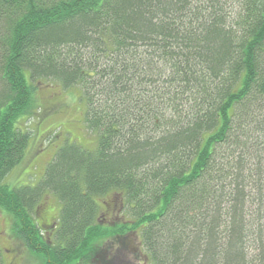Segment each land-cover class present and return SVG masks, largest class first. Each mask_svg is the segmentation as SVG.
<instances>
[{"label":"trees","instance_id":"obj_1","mask_svg":"<svg viewBox=\"0 0 264 264\" xmlns=\"http://www.w3.org/2000/svg\"><path fill=\"white\" fill-rule=\"evenodd\" d=\"M48 81L78 89L95 147L65 141L16 188ZM0 212L44 264H104L127 233L145 264H264V0H0Z\"/></svg>","mask_w":264,"mask_h":264},{"label":"rangeland","instance_id":"obj_2","mask_svg":"<svg viewBox=\"0 0 264 264\" xmlns=\"http://www.w3.org/2000/svg\"><path fill=\"white\" fill-rule=\"evenodd\" d=\"M37 109L29 117L20 120L19 127L24 133H28L29 139L24 155L19 164L7 175L5 183L17 187L36 186L44 176L46 164L50 163L57 147L65 141L69 144L75 143L86 149H93L96 143L95 134L84 125V108L80 102V92L76 88L63 89L60 84L52 81L37 85L36 89ZM93 147V148H92ZM100 205L98 221L106 218L104 203L113 202L118 208L119 198L114 193H108L103 198H96ZM108 204V205H109ZM61 210L58 199L49 192H44L39 200L37 212L43 216L47 223H57ZM116 211L113 208V215ZM101 213H103L101 215ZM105 215V216H104ZM113 215L111 216L113 218ZM41 220V219H40ZM102 224V223H101ZM126 235H128L126 237ZM12 231L10 220L0 212V260L1 264H44L40 257L30 252ZM17 237V236H16ZM112 237V236H111ZM107 238L99 244L97 249L101 262L107 264L110 254L109 245L112 243L118 247L119 241L125 240L128 249L117 252L123 264L133 260L130 248L140 251L138 263L145 264L141 241L139 237L130 233L119 238ZM111 240V241H110ZM109 241V242H108ZM114 253V254H115ZM113 254V252H112ZM97 259V258H96Z\"/></svg>","mask_w":264,"mask_h":264},{"label":"flooded vegetation","instance_id":"obj_3","mask_svg":"<svg viewBox=\"0 0 264 264\" xmlns=\"http://www.w3.org/2000/svg\"><path fill=\"white\" fill-rule=\"evenodd\" d=\"M113 208H114L113 202H110L108 209L105 210V215L108 216L107 223L110 222V221H112V217L111 216L113 215ZM105 221H106V218H105ZM44 227H45L46 230L47 229L49 230V228L51 230L53 228V223L49 222L47 225H44ZM127 236L128 235H126V237ZM125 240H122V241L120 240L119 241V244H118V247H116L114 243H112L111 245H109V252H108V254H110V255H109L108 259H107V261H108L107 264H123V261L124 260H122L120 258V254L117 255L116 253L118 251L119 252H124V250L128 249V246H127V243L125 242ZM129 250L132 252L133 260L134 261H131L130 263H127V264H141V262L138 263V261H137L140 258V254H141L140 251H138L136 248H132V249L130 248ZM115 251H116V253H115ZM112 252H113V254H112ZM145 260H146V257H144V261Z\"/></svg>","mask_w":264,"mask_h":264}]
</instances>
